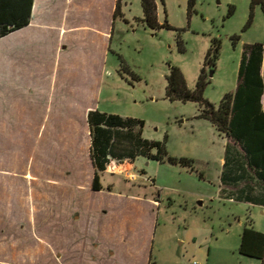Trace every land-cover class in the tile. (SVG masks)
<instances>
[{
	"label": "rangeland",
	"instance_id": "obj_1",
	"mask_svg": "<svg viewBox=\"0 0 264 264\" xmlns=\"http://www.w3.org/2000/svg\"><path fill=\"white\" fill-rule=\"evenodd\" d=\"M63 1L50 0L52 12ZM112 2L72 0L67 21L72 29L59 54L48 36L35 34L17 44L26 71L19 87L25 88L13 98L0 137V205L32 213L48 190L52 196V179L67 168L66 161L62 164L67 108L72 155L77 156L72 173L83 182L90 136L82 111L93 106L143 121V138L162 142L166 137L168 156L190 160L191 167L137 158L132 166L102 173V192L73 190L67 197L55 187V208L78 211L86 239L73 261L55 253L53 261L40 264H89L98 254L97 243L111 252L101 253L99 264H146L147 258L148 264H260L238 249L246 217L264 233L262 211L229 201L221 192L226 138L197 118V103L170 101L165 89L170 67L180 70L190 91L204 69L203 98L217 108L236 88L244 47L264 45V15L256 7L245 29L250 0H193L190 8V0H155L158 23L170 29L153 30L140 21V0H121L113 22ZM45 5L42 0L39 11ZM213 40L220 45L218 60L213 68L204 67ZM52 77L55 89L49 87ZM112 237L119 241L111 242Z\"/></svg>",
	"mask_w": 264,
	"mask_h": 264
},
{
	"label": "trees",
	"instance_id": "obj_2",
	"mask_svg": "<svg viewBox=\"0 0 264 264\" xmlns=\"http://www.w3.org/2000/svg\"><path fill=\"white\" fill-rule=\"evenodd\" d=\"M33 4L34 0H0V39L30 24ZM120 5L121 0H116L113 21L119 14ZM140 5L142 23L153 30L170 29L167 23H158L155 0H140ZM192 5L193 0H190L189 8ZM256 7H259L264 15V0H250V16L245 29L249 27ZM219 48V42L213 40L204 58V67L215 66ZM124 69L129 71L125 65ZM204 79L203 69L195 90L190 91L180 70L170 67L166 77L165 96L170 101L197 103L200 107L197 118L208 121L227 140L222 167H227L230 156L240 157L245 169L252 173L253 179L264 188V45L253 44L244 47L236 88L233 93L226 94L221 99L217 108L203 98ZM86 121L90 136L89 157L94 169L91 184L93 192L102 190V173L118 166H132L137 158L191 167L190 160L168 156L166 137L162 142L143 138L144 122L141 120L92 110L88 112ZM233 167L237 170L240 168L238 159ZM221 183L227 185L222 176ZM238 253L264 264V233L256 231L250 220L246 221L241 233Z\"/></svg>",
	"mask_w": 264,
	"mask_h": 264
},
{
	"label": "crops",
	"instance_id": "obj_3",
	"mask_svg": "<svg viewBox=\"0 0 264 264\" xmlns=\"http://www.w3.org/2000/svg\"><path fill=\"white\" fill-rule=\"evenodd\" d=\"M40 2L42 0H34L32 17L27 27L0 39V44L2 43L0 45V137L4 129L5 116L8 115L13 98L18 95L22 96L23 89L25 88L20 89L19 87V78H25L26 71L21 68L22 64L17 56V44L20 40H25L26 38V40L31 41L35 34L42 37L48 36L51 40H55L53 52L59 54L63 49V38L67 34V31L72 29V26H68L67 23L68 7L72 4V0L63 1L61 3L62 6H59L56 12H52L49 4L50 0H45L46 5L39 11ZM115 6L116 0H113L111 19ZM103 34L106 40H110L108 38L109 30H106ZM108 49L109 47H106L107 52ZM55 85L56 80L52 77L49 87L55 89ZM35 98H37V90ZM262 104L264 106V97L262 98ZM92 110H95L93 106H87L82 111V115L84 114L87 118L88 112ZM66 111V114L64 113L63 116L67 118V135L66 137L64 135L62 140L64 161L62 164L64 166L66 161L67 168L66 170L63 169L64 172L59 173L57 179H52L51 182L54 183L53 188L50 189L52 196H50L48 190L46 196L40 200V204L32 213L26 212L22 206L8 203L0 205V264H40L42 261H53L55 253L59 254L58 257L63 255L62 258L65 261H73V255H79L81 251L80 247L86 239V228H83L79 223L80 216L78 215V211L72 213L65 210V208H55V204L53 203L54 188H62L63 193L69 197L70 192L73 190L99 193L103 191V187L99 192L91 190L94 169L89 157L90 145L87 149L88 166L83 182L79 183L75 173H72V158L74 157L73 160L75 161L77 156L76 154L72 155L73 145L70 135L71 114L69 108ZM58 148H60V143L58 144ZM237 159L240 165L238 170L233 167ZM221 176L222 180L227 184H222L221 192L225 194V197L229 201L232 200L252 208H258L262 211L261 215L264 217V188L258 181L253 179L252 173L245 169L240 157L230 156L228 165L225 169L223 168ZM61 178L62 182H60ZM32 179L33 177L26 175L27 181L32 182ZM108 192H110L109 189ZM149 202L153 206L156 204L151 200ZM247 220H250L254 224L250 216L246 217ZM63 225L64 231L61 228ZM98 226L99 224L95 223L93 233L97 231ZM110 241L118 242L119 240L117 237H112ZM93 247L96 248V254H98L96 257L90 259L91 262L89 264H99V255L101 253L111 255V252L106 249L103 250V247L98 243L97 245H93ZM147 249L149 254V244ZM148 263L147 258L146 264Z\"/></svg>",
	"mask_w": 264,
	"mask_h": 264
}]
</instances>
